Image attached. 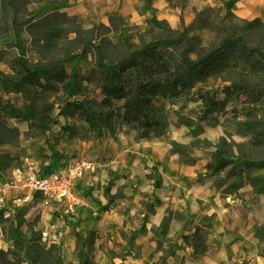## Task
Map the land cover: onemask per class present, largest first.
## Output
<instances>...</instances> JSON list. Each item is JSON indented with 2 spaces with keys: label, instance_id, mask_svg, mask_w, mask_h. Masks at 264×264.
I'll return each mask as SVG.
<instances>
[{
  "label": "crops",
  "instance_id": "obj_1",
  "mask_svg": "<svg viewBox=\"0 0 264 264\" xmlns=\"http://www.w3.org/2000/svg\"><path fill=\"white\" fill-rule=\"evenodd\" d=\"M226 2L185 0L184 5L177 0H152L151 12L180 28L191 25L200 9ZM236 3L241 4L232 8L237 16L264 21V0ZM96 4L101 5L97 8ZM144 4L146 10V0H68L67 10L72 14L96 10L101 19L110 14L129 17L144 10ZM226 36L223 30L208 32L212 41ZM185 115L195 120L192 114ZM12 123L22 142L18 146L0 145V154H16L15 160L0 168V189L15 162L23 157L35 159L42 167L82 158L94 163V168L87 170L77 185L82 203L74 223L65 218L56 203L43 205L39 194L21 206L13 201L22 191L10 189L0 195V213L8 219L0 227L1 247H7L10 240L3 232L8 231L6 223L14 228L32 223L31 230L42 233L45 242L59 244L66 254L76 250V232L85 235L94 231V264H264V191L249 187L241 175L228 174V168L209 170L212 153L204 147L194 148L185 156L177 152L176 145L198 137L194 130L200 125L195 122L184 125L164 121L162 127L145 137L125 124L105 129L101 136L90 132L86 138L60 135V126L56 125L29 139L25 136L27 121ZM208 135L215 142L213 129ZM56 157L62 159L57 161ZM198 237L202 249L196 253Z\"/></svg>",
  "mask_w": 264,
  "mask_h": 264
},
{
  "label": "trees",
  "instance_id": "obj_2",
  "mask_svg": "<svg viewBox=\"0 0 264 264\" xmlns=\"http://www.w3.org/2000/svg\"><path fill=\"white\" fill-rule=\"evenodd\" d=\"M237 1L229 0L223 5L230 16H233L231 10ZM8 2L16 8L14 0ZM151 2L152 0H146V10L151 9ZM61 14L63 18H68L66 13ZM243 21L245 30L264 27V22L258 17ZM149 22L163 24L166 21L152 16ZM12 23L16 40L20 44V22L13 18ZM26 23L29 29L36 26L30 21ZM55 31L56 28H45L36 34L34 43L41 46L47 44L57 36ZM199 40L198 35L189 36L181 31L171 39L142 43L115 61L105 62L103 57L99 56L96 63L100 73L98 79H94L89 73L68 70L66 64L70 58L31 63L22 52L10 66V73H0V145H16L19 142L20 132L12 120L28 122V130L25 133L28 139L39 137L56 125L60 126V135H78L86 138L90 132H95V135L101 136L105 129H112L114 119L117 124L134 126L138 136L145 137L164 124L161 100L186 96L197 83L219 73L231 60L241 61L252 71H264V52L258 48L246 47L241 36L232 33L217 45L207 43L197 50L196 58H191L193 43ZM183 41L185 46L179 57L174 60L167 48ZM3 60L4 54L0 49V62ZM93 84L95 85L89 88V85ZM221 91L224 96L223 103L232 97H244L247 103H255L264 98V83L239 79L222 86ZM14 96L21 97V106L13 103ZM208 101L212 106L217 104L215 98L209 97ZM59 117L64 118L65 122L61 124ZM261 134L262 136L255 135L254 144L264 142V133ZM4 155L5 159H16ZM2 156L0 154V168ZM230 166L232 169H229ZM233 166L230 159L221 152H215L207 168L212 172L228 168V174L241 175ZM263 166L264 160L250 161L245 162L243 168L246 171ZM256 190L264 191L263 183L256 187ZM2 220L4 222L8 219ZM3 232L6 234L4 229ZM32 233L36 238L21 241L24 253L32 264H46L47 258H41L40 249L51 253L55 246L50 244L46 247V244L37 242L40 234L34 231ZM192 237H197V232H194ZM199 237L194 244L196 253L202 249ZM8 238L15 243L14 238ZM75 238L78 264H94L92 255L95 232L89 231L85 235L76 232ZM36 243L38 250L33 251V245Z\"/></svg>",
  "mask_w": 264,
  "mask_h": 264
},
{
  "label": "rangeland",
  "instance_id": "obj_3",
  "mask_svg": "<svg viewBox=\"0 0 264 264\" xmlns=\"http://www.w3.org/2000/svg\"><path fill=\"white\" fill-rule=\"evenodd\" d=\"M14 1L16 8H13L8 0H0V49L4 54V60L0 62V73H10V66L23 52L24 57L31 63L70 58L66 64L68 70L82 74L89 73L94 79H98L100 73L96 68V63L99 56L103 57L105 62L115 61L142 43L171 39L181 31L186 32L189 36L198 35L200 39L199 42L194 41L193 43L191 58H196L197 50L200 47H204L207 43L217 45L224 39L209 40V30H223L227 36L232 33L241 36L246 47L258 48L264 52V27L245 30L243 20L249 19L237 16L232 10L233 16H230L223 5H208L195 13V19L191 25L176 28L167 20L163 24L149 22V19L156 15L151 12V9H147L149 12H146L145 4L143 5L144 10L129 17L110 14L101 19L99 11L96 10L87 14L70 13L67 10L68 0H57L56 2H51L53 0ZM177 2L185 5V0H177ZM236 4L237 8L241 7L240 3ZM100 5L96 4L95 6L99 8ZM86 10L84 9V11ZM63 12L68 15V18L61 16ZM13 18L17 19L21 25L20 44L15 37ZM70 18H74V20H69ZM27 21L36 26L29 29ZM45 28H56L57 36L43 46L34 43L33 39L37 37L36 34ZM184 46V41L172 44L167 48V51L175 60L179 57ZM229 63L219 73L212 74L204 82L197 83L186 96L167 100L166 103H163L162 100L163 104L160 103L161 112L163 121L173 120V122L184 125H187L185 122L192 121L196 125H200V127L194 128V134H198V137L189 140L184 145H176L174 148L177 152L185 156L193 152L194 148L204 147L208 153H212L211 160L213 153L221 152L233 162V169L239 170L241 177H245L244 179L249 182L247 185L256 190V187L262 183L264 187V166L245 171L243 165L245 162L264 160V142L254 144L255 135L262 136L261 132L264 133V98L255 103H247L244 97H232L223 103L224 96L221 87L239 79L264 83V71H252L248 69L247 65L237 60H231ZM94 85H89V88ZM209 97L216 99L215 106L209 103ZM12 101L15 105L21 106L20 96H14ZM186 112L192 114L195 120L190 121L189 116L185 115ZM62 119L64 118L59 117L60 121ZM115 121L116 119L113 121L112 128L118 125ZM199 121H201L200 124H198ZM203 125L209 128L202 127ZM210 128L215 131V142L208 138V133L212 131ZM21 142L22 137L20 136L19 142L12 146H18ZM2 155L1 166L9 162L8 159H5V155ZM6 155L9 154L6 153ZM13 157L16 158V154ZM56 158H58L55 159L57 161L62 159L61 157ZM1 224L2 217H0V227ZM6 225L8 229L6 236L14 238L15 243L8 239L7 247L0 246V264H32L24 253V246L21 243L24 238H36L32 231L40 234L37 242L46 244V247L50 245L42 239V233L31 230L34 226L32 223H22L17 228H14L11 223H6ZM72 231L74 232V229ZM54 246L52 252H47L48 254L39 246L41 258H47L46 264H58L59 262L76 264L74 261L78 262L76 250L66 254L65 249L59 244L55 243ZM34 250H38L37 243L33 245Z\"/></svg>",
  "mask_w": 264,
  "mask_h": 264
},
{
  "label": "built area",
  "instance_id": "obj_4",
  "mask_svg": "<svg viewBox=\"0 0 264 264\" xmlns=\"http://www.w3.org/2000/svg\"><path fill=\"white\" fill-rule=\"evenodd\" d=\"M93 168L94 163L82 158H69L43 168L35 159L24 157L11 169L0 195H5L10 189L22 191L13 201L16 206H21L39 194L43 205L56 203L65 218L74 223L82 203L77 185L84 173Z\"/></svg>",
  "mask_w": 264,
  "mask_h": 264
},
{
  "label": "bare ground",
  "instance_id": "obj_5",
  "mask_svg": "<svg viewBox=\"0 0 264 264\" xmlns=\"http://www.w3.org/2000/svg\"><path fill=\"white\" fill-rule=\"evenodd\" d=\"M238 5H240V4H238Z\"/></svg>",
  "mask_w": 264,
  "mask_h": 264
}]
</instances>
